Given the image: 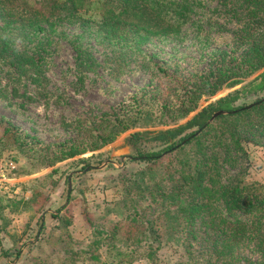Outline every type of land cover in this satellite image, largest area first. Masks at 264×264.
I'll use <instances>...</instances> for the list:
<instances>
[{
    "label": "rangeland",
    "instance_id": "obj_1",
    "mask_svg": "<svg viewBox=\"0 0 264 264\" xmlns=\"http://www.w3.org/2000/svg\"><path fill=\"white\" fill-rule=\"evenodd\" d=\"M203 1L206 7L190 15L180 38L153 37L138 50L133 44H112L95 27L78 21H61L55 31L40 34L19 24L2 29L0 23V41L38 59L26 66V72L41 79L38 86L19 76L0 57V264L187 263L185 243L161 226L155 204L143 198L131 206L124 190L146 166L130 159V135L138 134L134 142L143 152L159 150L169 138L175 142L192 132L198 135L202 129L186 125L228 94H233L234 106L244 108L264 97V89L254 88L263 67L238 84L201 96L184 118L164 113V104L180 105L185 87L194 80L190 75L207 67L214 49L232 48L239 28L230 17L212 13L216 0ZM86 55L93 71L86 69ZM155 65L168 71L170 84L155 72ZM116 118L134 126L98 149L58 159L61 145L76 136L79 148L87 147ZM210 118L206 124H213L217 132L231 123L218 117L208 123ZM245 123L250 124L248 130L237 128L247 156L234 153V162L220 164L219 181L229 185L239 174L264 186V138L257 122ZM4 127H11L8 135H3ZM175 161L164 159L156 174L172 166L178 169ZM106 162L118 168L109 163L101 167ZM133 208L138 219L148 218L161 235L151 244L157 247L153 259L144 257L150 242L136 239L141 225L132 236L127 232ZM249 250L244 255L257 261Z\"/></svg>",
    "mask_w": 264,
    "mask_h": 264
},
{
    "label": "trees",
    "instance_id": "obj_2",
    "mask_svg": "<svg viewBox=\"0 0 264 264\" xmlns=\"http://www.w3.org/2000/svg\"><path fill=\"white\" fill-rule=\"evenodd\" d=\"M216 1L212 13L230 17L239 24L232 48L214 49L209 54L207 67L190 75L194 80L185 87L180 105L176 108L171 104L162 106L164 113L171 117H186L201 96H212L264 67V0ZM204 7L203 0H0V23L2 29L19 24L33 34H40L55 31L61 21H78L81 26L95 27L99 36L112 44H133L138 50L153 37L180 38L190 15ZM200 26H196V33L200 32ZM0 57L8 60L19 76L41 85L40 78L28 76L26 72L27 65L38 62L34 56L19 54L2 40ZM86 57V69L93 71L91 57ZM82 59L78 54V60ZM154 67L166 84H170L168 71L159 65ZM254 88L264 89V73ZM234 100L233 94H228L203 109L186 125L202 129L198 135L192 132L175 142L169 138L159 150L143 152L134 142L138 140V134L130 135L134 148L131 160L146 166L125 186L124 200L133 203L131 206L143 198H147L150 205L155 204L161 226L176 233L185 243L186 264H264V186L256 181H245L239 174L229 185L219 181L220 164L234 162V153L247 156L242 146L244 139L237 127L248 130L250 124H246V120L251 124L257 122L259 135L264 138V97L255 100L256 104L250 109L234 106ZM221 110L231 113L217 119L231 123L217 132L213 124L206 122L214 112ZM254 116L262 118H249ZM133 126L125 119L116 118L108 128H102V133L93 136L89 146L82 148L76 144L75 136L68 141V147V142L61 145L58 159L98 149ZM10 128L4 127L3 135H8ZM249 133L253 134V130ZM253 143L258 144L257 140ZM173 158L179 168L168 167L157 175V167L163 160ZM133 211L134 216L129 215L127 232L132 236L141 225L136 239L145 244L150 242L144 257L153 259L157 247L151 244L158 243L161 235L148 218L138 219L137 209L133 208ZM248 249L257 255V261L244 255Z\"/></svg>",
    "mask_w": 264,
    "mask_h": 264
},
{
    "label": "water",
    "instance_id": "obj_3",
    "mask_svg": "<svg viewBox=\"0 0 264 264\" xmlns=\"http://www.w3.org/2000/svg\"><path fill=\"white\" fill-rule=\"evenodd\" d=\"M256 103H254V104H251V105H249V106H247V107H245V108H243V109H250L252 106H254ZM227 114H229V112H227V111H218V112H216L211 118H210V120L208 121V123H210V122H212L215 118H217V117H219V116H221V115H227ZM124 159H125V157H122L121 158V166H123V164H124ZM131 159V158H130ZM112 164L113 166H115V168H118V166H116V164L114 163V162H106V163H104V164H102L101 165V167H104V166H106L107 164ZM100 167V168H101Z\"/></svg>",
    "mask_w": 264,
    "mask_h": 264
}]
</instances>
